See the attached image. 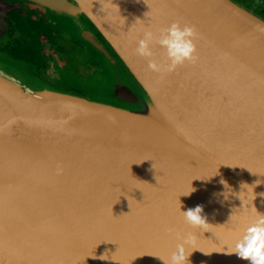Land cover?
Returning <instances> with one entry per match:
<instances>
[{"label": "water", "instance_id": "95a60500", "mask_svg": "<svg viewBox=\"0 0 264 264\" xmlns=\"http://www.w3.org/2000/svg\"><path fill=\"white\" fill-rule=\"evenodd\" d=\"M31 1L111 70L79 94L0 52V264H164L189 235V264H249L227 253L264 214V16L234 0ZM174 22L197 29L199 60L153 72L138 41ZM196 206L208 225L185 223Z\"/></svg>", "mask_w": 264, "mask_h": 264}, {"label": "flooded vegetation", "instance_id": "af4514ba", "mask_svg": "<svg viewBox=\"0 0 264 264\" xmlns=\"http://www.w3.org/2000/svg\"><path fill=\"white\" fill-rule=\"evenodd\" d=\"M234 1L248 7L254 5L264 15V0ZM51 15L41 1L0 0V51L47 77L50 72L59 73L62 69L75 78L84 72L91 73L98 65L97 50ZM96 37L103 39L98 32ZM68 87L82 92L71 83Z\"/></svg>", "mask_w": 264, "mask_h": 264}, {"label": "clouds", "instance_id": "9594fccd", "mask_svg": "<svg viewBox=\"0 0 264 264\" xmlns=\"http://www.w3.org/2000/svg\"><path fill=\"white\" fill-rule=\"evenodd\" d=\"M198 38L199 34L195 26L181 25L180 22H174L169 27L162 29L159 37H156L152 31H146L143 38L139 39L135 51L137 55L148 59V67L151 71L156 73L172 72L186 62L194 64L199 60L196 45ZM154 42L166 49V55L170 61L166 66L153 59L152 45ZM62 171V168H58V174H61ZM222 183L225 182L222 181ZM192 191H195V189H191L186 194H190ZM181 213L185 223L193 227L208 225L207 218L202 214V206H196L187 211H181ZM193 240V236H187L183 243L177 245L176 250L171 254L170 260H166L161 256L155 257L164 261V264H189L191 253L186 251L185 245L190 244ZM227 254H234L238 259L247 261L249 264H264V214L257 213L255 222L247 227L242 239ZM101 259L104 258L101 257Z\"/></svg>", "mask_w": 264, "mask_h": 264}, {"label": "rangeland", "instance_id": "374dc122", "mask_svg": "<svg viewBox=\"0 0 264 264\" xmlns=\"http://www.w3.org/2000/svg\"><path fill=\"white\" fill-rule=\"evenodd\" d=\"M252 10H254V11H256V12H258V10L255 8V6L254 5H251V7H250ZM1 52V51H0ZM1 53H3V52H1ZM5 55H7V56H9V57H11V58H13L12 56H10V55H8V54H6V53H4ZM13 59H15V58H13ZM15 60H17V59H15ZM17 61H19V60H17ZM97 61H98V65H97V67L99 68V67H103L104 69H106V70H108V71H110L111 69H110V67L104 62V60L102 59V57L99 55V53H98V55H97ZM20 62H22V61H20ZM25 63V62H24ZM25 64H27V63H25ZM27 65H29V64H27ZM30 66V65H29ZM31 67V66H30ZM32 68V67H31ZM32 69H34V68H32ZM37 73H38V71L36 70V69H34ZM51 73V72H50ZM53 73V72H52ZM39 74V73H38ZM53 74H57V75H59V77H61L62 75H63V77H62V79H61V82H63L65 85H67V87H68V85L71 83V84H73V86L75 87V88H77V89H79V90H81L82 92L81 93H79V94H85V90H84V87H83V85L82 84H84V79H85V77H86V75H87V73L86 72H84V73H82V75H79V76H77L76 78L71 74V73H69L67 70H64V69H62V70H60L59 71V73L56 71V70H54V73ZM69 74H71V76L68 78V79H66L64 76H67V75H69ZM40 75V74H39ZM57 75H55V76H57ZM41 76H43V75H41ZM45 77H47V76H45ZM59 84V83H58ZM60 85V84H59ZM73 92H75L72 88H70ZM75 93H77V92H75Z\"/></svg>", "mask_w": 264, "mask_h": 264}, {"label": "bare ground", "instance_id": "6f19581e", "mask_svg": "<svg viewBox=\"0 0 264 264\" xmlns=\"http://www.w3.org/2000/svg\"><path fill=\"white\" fill-rule=\"evenodd\" d=\"M74 112H75V111H74ZM76 113H77V112H75V115H74L75 119H76L79 123L85 125V124H86V120H85L82 116L78 115V113H77V114H76Z\"/></svg>", "mask_w": 264, "mask_h": 264}, {"label": "trees", "instance_id": "16d2710c", "mask_svg": "<svg viewBox=\"0 0 264 264\" xmlns=\"http://www.w3.org/2000/svg\"><path fill=\"white\" fill-rule=\"evenodd\" d=\"M264 16V15H263Z\"/></svg>", "mask_w": 264, "mask_h": 264}]
</instances>
